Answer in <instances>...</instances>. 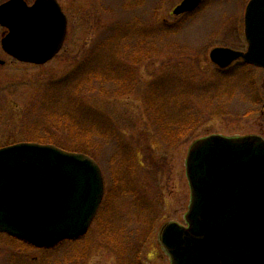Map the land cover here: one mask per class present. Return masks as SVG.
<instances>
[{
  "label": "rangeland",
  "instance_id": "obj_1",
  "mask_svg": "<svg viewBox=\"0 0 264 264\" xmlns=\"http://www.w3.org/2000/svg\"><path fill=\"white\" fill-rule=\"evenodd\" d=\"M57 1L67 16V31L52 60L44 65L17 62L0 43V147L27 141L26 134L43 137L37 107L46 86L61 81L54 102L90 138L63 131L52 137L59 147L71 150L80 144L93 151L90 156L104 177V199L88 233L52 249H37L0 233V264H71L67 258L79 246H89L83 264H121L114 250L97 247L109 215L124 234L130 264H170L159 229L172 221L186 225L190 188L185 160L191 144L215 134L264 137V70L240 62L219 70L209 59L215 47L245 50L242 20L248 0H203L178 16L172 10L183 0ZM5 33L0 26V40ZM131 52L134 64L130 55L129 61L119 57ZM92 73L101 78L91 80L89 91L85 82ZM66 82L83 85L85 96L76 100L75 109L62 87ZM175 93L178 101L172 105ZM203 98L211 103L207 112L209 102L199 105ZM158 100L171 123L193 124L183 138L166 137L154 121ZM37 116L36 128H28ZM129 245L139 247L140 261Z\"/></svg>",
  "mask_w": 264,
  "mask_h": 264
},
{
  "label": "water",
  "instance_id": "obj_2",
  "mask_svg": "<svg viewBox=\"0 0 264 264\" xmlns=\"http://www.w3.org/2000/svg\"><path fill=\"white\" fill-rule=\"evenodd\" d=\"M200 1L183 0L172 14L190 13ZM243 21L247 50L213 48L209 58L219 68L241 59L264 69V0H250ZM0 26L7 30L0 40L7 55L41 65L61 49L67 19L57 0H7ZM185 173L186 226L168 222L159 229L170 264H264V139H198L188 149ZM103 193L100 167L85 153L36 142L0 147V233L35 247L80 237Z\"/></svg>",
  "mask_w": 264,
  "mask_h": 264
},
{
  "label": "trees",
  "instance_id": "obj_3",
  "mask_svg": "<svg viewBox=\"0 0 264 264\" xmlns=\"http://www.w3.org/2000/svg\"><path fill=\"white\" fill-rule=\"evenodd\" d=\"M129 55H130V60L131 63L134 64L133 61V56L134 54L131 52L129 53L127 56L122 53L120 54V58L121 59H126L127 61H129ZM99 74L97 73H92L90 74L88 77V79H86L87 81L85 82V84H88V90L91 91L93 84H91V80L94 79H99L98 76ZM101 78V77H100ZM131 79V77H130ZM100 80V79H99ZM72 81V80H71ZM120 81H122L120 79ZM130 81L125 82V85L123 86V88H126L128 86ZM61 81L56 83V86H50L45 88L44 91V95L42 98V101H40L38 107H37V112L39 116H41L43 118V123H44V134L43 137L41 136H32L29 134H26V140L27 141H34V142H41V143H55L52 135L55 133V136H60L59 134L63 131L66 132L68 134V136H77L80 137L79 139H84V140H88L90 138V133L88 132H84L81 130V128L79 127V123L76 121L74 122L73 118L71 119L66 113V111H63V107L58 106V104L56 102H54L55 98H57L58 96V91L56 90L58 86L57 84H60ZM122 83V82H121ZM62 86V85H61ZM83 86V85H82ZM81 83L80 82H73V84H71V82H66V85H63L62 87H64L65 90L69 91V97L71 99V101L69 102V105L71 107H73L74 109L77 108V101L80 97H84V91L81 90ZM118 92V91H117ZM64 93V92H63ZM120 93V92H118ZM60 94V93H59ZM62 95V94H61ZM153 96L158 98H162L160 97L158 94H155L153 92ZM151 96V97H153ZM150 97V98H151ZM178 96H176V93L172 96V105H177V103H175L176 101H178ZM177 98V100L175 99ZM83 99V98H82ZM74 100V101H72ZM180 100H183V95H182V99H181V95H180ZM155 101V100H154ZM159 101V100H158ZM200 104L199 105H206L209 101L201 99L200 100ZM59 103V102H58ZM211 103L209 102L207 104V107L205 109V112L208 111V109L210 108ZM179 106V105H178ZM154 114H155V118L154 121L156 123H159V125H161L162 130H165V136L171 138L173 141L179 140L180 138H183L185 136V133L193 126L192 123H188V124H184V123H179L177 124L176 121H174L173 123H171V120L168 119L167 113L164 112V104L163 102L160 103V101L157 103L156 106H154ZM65 112V113H64ZM69 114V113H68ZM36 121H39L38 116L37 119H35L33 122V124L31 126H29L28 128L34 130L36 128ZM54 130V131H53ZM49 131H51V133H49ZM159 136V134H158ZM160 137V136H159ZM72 143H76L75 141H73ZM55 145H58L55 143ZM71 150L70 151H74V152H83L85 154L88 155H92L91 152H93L91 149H87L86 146H82V145H72L70 146ZM65 149V148H64ZM68 150V149H66ZM93 156V155H92ZM94 157V156H93ZM131 164V166L133 167L132 164V159L130 158L128 161V164ZM129 167V166H128ZM130 169V167H129ZM138 189V188H137ZM136 188L134 189V193L136 194V196L138 195V190ZM129 191V190H128ZM113 195L114 193V189H113ZM136 200V199H135ZM101 209V207H100ZM99 209V211H100ZM98 212V211H97ZM102 213V212H101ZM99 212L97 213L94 222L96 221V219L99 218ZM109 221L105 220L103 221V225H102V231H101V239L98 242L97 247H105V248H109L115 251L119 262H122L121 264H130V260L127 261L126 259V254H125V249L123 247V244H125L123 241L125 239L124 234L122 232H120V230L117 229V227L115 225H112L113 222L111 223L110 220V215H109ZM142 223L145 224H149L148 220H144L141 219ZM147 222V223H146ZM111 226V228L109 229V227ZM149 231V230H148ZM141 236H144V239H146V234H144L143 232L141 233ZM7 237V236H6ZM11 240H15L18 242H23L21 239L16 238H11L8 237ZM80 238V237H79ZM79 238H74V239H69L68 241H74L77 240ZM140 239H138L139 242ZM67 241V240H66ZM67 241V242H68ZM65 242V241H61L58 242V244ZM137 242V243H138ZM57 243L48 247L47 248H43V249H52V247L58 245ZM137 245V244H136ZM131 246V251L132 254L134 255L135 259H137V261H140V256H141V251L139 249V247L137 246ZM88 248V249H87ZM89 252V246H79L78 248L76 247V249L74 250V252L68 256L67 261L68 263L70 262L71 264H83L84 263V259L86 257V254Z\"/></svg>",
  "mask_w": 264,
  "mask_h": 264
},
{
  "label": "flooded vegetation",
  "instance_id": "obj_4",
  "mask_svg": "<svg viewBox=\"0 0 264 264\" xmlns=\"http://www.w3.org/2000/svg\"><path fill=\"white\" fill-rule=\"evenodd\" d=\"M246 49V48H245ZM261 136V135H260ZM263 137V136H262ZM264 138V137H263Z\"/></svg>",
  "mask_w": 264,
  "mask_h": 264
}]
</instances>
